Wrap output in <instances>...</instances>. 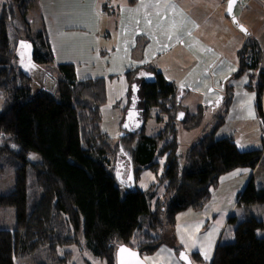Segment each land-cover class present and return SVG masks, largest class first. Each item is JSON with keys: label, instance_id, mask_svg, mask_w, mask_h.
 Masks as SVG:
<instances>
[{"label": "trees", "instance_id": "obj_1", "mask_svg": "<svg viewBox=\"0 0 264 264\" xmlns=\"http://www.w3.org/2000/svg\"><path fill=\"white\" fill-rule=\"evenodd\" d=\"M32 5L33 0H5L0 12V180L2 160L10 157L15 163L13 188L0 194V264H28L27 258L35 253L56 256L58 247L69 246L106 264H116L115 253L121 245L141 257L151 255L174 229L179 212L204 207L222 175L264 163V145L241 151L230 137L214 138L231 102L228 82L217 127L191 145L185 157L178 154V125L186 132L197 129L202 106L193 115L180 107L171 83H165V96L156 92L148 97L141 89L144 121L152 110L162 114L160 135L126 132L115 143L101 128L106 80L78 81L73 65H54L44 29L32 28L26 19ZM20 41L31 45L27 61L24 53L20 55ZM262 61L260 43L251 35L245 37L237 71L230 78L247 75L245 90L255 93L256 116L264 128ZM42 65L50 70L56 94L44 88L32 91L29 71ZM128 73L131 80L133 72ZM155 155L165 156L158 186L145 192L133 183L125 189L129 167L135 181L141 169L155 167ZM158 187L164 190L162 196ZM263 204L264 187L251 180L238 196L237 206ZM7 214H12L13 226L2 225ZM61 219L64 236L56 226ZM229 223L234 225L232 239L216 244L209 264H264L263 221L248 214L238 222L231 217ZM179 249L174 247L175 254ZM64 253L58 260L67 263L70 255ZM189 258L191 264H206L198 254Z\"/></svg>", "mask_w": 264, "mask_h": 264}, {"label": "crops", "instance_id": "obj_2", "mask_svg": "<svg viewBox=\"0 0 264 264\" xmlns=\"http://www.w3.org/2000/svg\"><path fill=\"white\" fill-rule=\"evenodd\" d=\"M36 1L41 17L37 15L35 29H44L54 65H73L78 81L106 80L102 112L118 104L122 112L130 103L131 84L152 80L155 83L144 87L146 96H155L156 92L165 96V83H171L189 112L200 105L208 108L207 116H214L221 108L224 84L228 82L232 98L218 130L225 125L229 129L236 126L230 132L243 130L248 137L242 151L263 147L264 130L256 116L255 94L245 90L247 75L228 79L237 71L238 52L245 42L244 35L226 16L228 0ZM241 2L239 7L243 8L246 0ZM237 14L234 12L237 20L260 43L264 31L261 15ZM128 72H133L131 80ZM126 116L127 120L122 119L124 132L130 119L129 114ZM226 137L237 143L234 133ZM257 175L261 176L259 181ZM262 175L264 163L222 175L201 210L186 209L177 216L163 244L144 258L146 264H183L174 252L175 246L198 254L209 264L216 244L232 239L234 225L229 219L234 217L238 222L251 214L252 207L237 206L238 196L251 180L258 187L264 185Z\"/></svg>", "mask_w": 264, "mask_h": 264}, {"label": "rangeland", "instance_id": "obj_3", "mask_svg": "<svg viewBox=\"0 0 264 264\" xmlns=\"http://www.w3.org/2000/svg\"><path fill=\"white\" fill-rule=\"evenodd\" d=\"M4 1L5 0H0V9H1L2 4H3ZM26 1H28V0H26ZM228 1H227V4H228ZM33 2L35 3V5H32V6L27 8L26 19L30 23L32 28L35 29L37 15L39 17H41V15H40L41 12L38 9V5L36 3L37 1L33 0ZM239 3L242 4L241 0H237V3H236L235 8H234L235 15L238 16L237 12L239 13L240 16H241V14L242 15H250L252 13H254V14L257 13V16L259 17V15H261L260 17H262V19L264 21V0H246V2H245L246 4H244V2H243V4H244L242 6L243 8L239 7V5H240ZM247 8H248V11L245 10ZM243 18H244V16H243ZM107 29L110 30V27L107 28ZM261 36H263V37L260 38V45H261V49L263 51L262 65L264 66V31L261 32ZM257 38H255V40H257V42L259 43ZM22 53L23 52H21L20 55H22ZM23 58H21V60H23ZM23 63H25V65H26V61H23ZM29 73H30V75L32 76V79H33V81L31 82L32 91H37L38 89L44 88L47 91H49L50 93L56 94L55 82H54V79H53L52 75L50 74V70L47 67H45L44 65L39 66V67H34V68L31 67ZM228 79L232 80L230 77ZM226 81H228V80H226ZM152 83H155V82H152V80H150V81L142 82L139 85L131 84V91H130L131 94H128V97L131 98L132 95H134V97H135L136 94H137V97H138L140 95V88L144 89L145 86L150 85ZM226 84H227V82L224 84V90L222 92L223 94L225 93L224 91H225V85ZM141 85H143V86H141ZM229 86L231 87V85H229ZM248 92L252 93V94H255L254 92H250V91H248ZM138 102H140V99H139ZM176 102H178L180 107H184V108L189 110V108L185 105L186 104L185 101L180 102V100H178V98H177ZM2 106L3 105H2V103L0 101V110L2 109ZM108 106L109 105H107V107ZM121 106L122 105L118 104L112 110H110V109L108 110V108H107L105 112L104 111L102 112L101 128L109 137H111L115 141V143L118 142V140H120L121 136L126 135L125 134L126 132L127 133L143 132L145 135H148V136H151V137L160 135L161 131H159V129L162 127V125H163V128H164V124H163L164 119H162V117H161L162 114L161 113L158 114V111H156V110H152L150 112L151 115L147 118V120L145 121L144 125L136 126L135 128H132L131 131L124 132L123 131L122 119H125L126 117H128V116H126L127 115L126 113L131 111V108H130V105H129V106H127L126 109H124L121 112L119 110ZM229 107H230V104H229ZM207 109L208 108H206V106H203L201 108L202 113H203V118H202V121L200 122L201 125L197 129H195V130H193L191 132H189V131L186 132L183 128H181L180 125H178V130H177L178 154L181 157H185V154H186V151L188 150V148L191 145H193L196 141H198L204 134H206L208 131H210V130H212V129L217 127V125H215L216 124V119H217V117H218V115L220 113L218 112V114H216L214 116H211V115L208 114V116H207L206 115L207 113H205L207 111ZM195 112H193V113L191 112L192 115L195 114ZM156 117H158V118L156 119ZM224 118H225V116H224ZM217 124H219V123H217ZM221 125H222V123L217 127V130L214 133V135H215L214 138L215 139H219V138H222V137H226V135H228L229 133H234L236 135L237 147H238V149L241 150L242 147H243V143L244 142H245L244 144L247 143L246 139H247L248 136L245 134V132L243 130H241V129H238L235 132H230V131H233L234 129H237V128H235L236 127L235 125H231L230 126L232 129H229L228 125H225V126L221 127L218 130V128ZM263 130H264V128H263ZM230 138H232V137H230ZM232 140L234 141L233 138H232ZM167 142H169V140ZM159 146L162 147L163 143H159ZM121 154L124 155V152H121ZM153 163L156 164L155 167H153V168H149V167L143 168V169H141L138 172L137 177H135L136 178L135 187L138 190L147 192L149 190V188H151L152 186H154V185L158 186V182L160 180V176H161V173H162V170H163V165L165 163V156L164 155L163 156L162 155H155L154 158H153ZM14 165H15V163H13L11 161L10 157L4 158L2 160V167L4 169V173H3L4 177L1 178V180H0V194L7 193L9 190H11L13 188V184H14ZM260 177L261 176L257 175V181H259ZM263 177L264 176L262 175V178ZM128 180H129V182H128L129 185L128 186H129V189H130L133 186V183L130 182L129 178H128ZM30 182L31 181L29 180V184H30ZM117 184L119 185L118 181H117ZM128 186H126L124 188L127 189ZM262 187H264V185H262ZM124 188L122 189L123 192L125 190ZM214 190H212L211 195H212ZM157 191L159 193L158 195L162 196V193L164 191L163 188L162 187H158ZM251 207H252V209L250 211L251 214H249V212H248L246 215H248V214L249 215H253V216L257 217V219L262 220L263 223H264V204L263 205H254V206H251ZM239 208L249 209V207L248 208L239 207ZM183 211H185V210H183ZM183 211L179 212L177 214V216L180 213H182ZM177 216H176V223H177ZM3 219H4V224H2L3 226H5V227L13 226L14 218H13L12 214H7V216H5V218H3ZM242 219H240V221ZM56 226H57L58 232L62 236H64L63 234H65V232H66V226H65L64 220L61 219V220L57 221L56 222ZM167 234H168V232H167ZM167 234L165 236H167ZM260 234L262 236H264V229L262 231H260ZM169 236H170V234H169ZM81 242L82 243L84 242L83 237H81ZM66 251H68V254L70 255V260L67 263L66 262H62L61 260H58L60 257H64L65 256L64 252H66ZM181 251H183L188 256L192 255V254L187 253L184 248H181L176 253L178 259H179V253ZM56 253H57L56 256L49 255V254H47V253H45L43 251H41L40 253H35L30 258H27V263L28 264H40V263L41 264L42 263L43 264H106L103 260L95 258L94 256H92L90 253H88L85 250L80 252V250L77 247H75V246H69V247H66V248H59L58 247L56 249ZM146 256L147 255H143L142 258L144 259ZM20 264H24V263L22 262Z\"/></svg>", "mask_w": 264, "mask_h": 264}, {"label": "water", "instance_id": "obj_4", "mask_svg": "<svg viewBox=\"0 0 264 264\" xmlns=\"http://www.w3.org/2000/svg\"><path fill=\"white\" fill-rule=\"evenodd\" d=\"M229 3H230V0L228 1L227 8H226L227 17L230 19L232 25L247 38L250 35V31L243 24H240L237 18L234 16V8L237 3V0H232L231 11H229ZM18 45L22 46V52L25 55H31L32 48L30 44L20 41ZM22 57L23 56H20V59ZM129 179H130V182L133 183L130 177ZM127 188L129 189V186ZM122 248L127 249L128 251L121 252ZM130 253H135V256L130 255ZM182 256L186 257L187 259H182L181 258ZM179 259L184 264H191L189 256L185 254L184 252L180 253ZM115 260H116V264H146L145 260L140 256L138 251L132 250L126 247L125 245H121L117 248L116 253H115Z\"/></svg>", "mask_w": 264, "mask_h": 264}, {"label": "flooded vegetation", "instance_id": "obj_5", "mask_svg": "<svg viewBox=\"0 0 264 264\" xmlns=\"http://www.w3.org/2000/svg\"><path fill=\"white\" fill-rule=\"evenodd\" d=\"M24 56H25L24 59L27 61V59L29 58V55L24 54ZM140 97L141 95L137 97V94H136L135 97L134 95H132L131 98H129L128 100V102H130L128 103V106L130 105L131 111L127 112V114H129V117H130L129 121L127 122V131H131L132 128H135L138 125V123L141 126L144 125L145 123L143 119L142 111L140 109L139 102H138Z\"/></svg>", "mask_w": 264, "mask_h": 264}, {"label": "snow or ice", "instance_id": "obj_6", "mask_svg": "<svg viewBox=\"0 0 264 264\" xmlns=\"http://www.w3.org/2000/svg\"><path fill=\"white\" fill-rule=\"evenodd\" d=\"M231 7H232V0H230V3H229V11H231ZM243 30V29H242ZM128 250L127 249H124V248H122L121 249V252H127ZM130 255H132V256H135V253H130ZM182 259H187L186 257H184V256H182L181 257ZM207 258V257H206Z\"/></svg>", "mask_w": 264, "mask_h": 264}, {"label": "bare ground", "instance_id": "obj_7", "mask_svg": "<svg viewBox=\"0 0 264 264\" xmlns=\"http://www.w3.org/2000/svg\"><path fill=\"white\" fill-rule=\"evenodd\" d=\"M141 86H143V85H141ZM139 90V89H138ZM144 90V89H143ZM140 91H141V88H140ZM140 94H141V92H140ZM163 127V126H162ZM191 132V131H190ZM129 177L131 178V180H132V182L135 184V181H134V179H133V170H132V168H131V166L129 167Z\"/></svg>", "mask_w": 264, "mask_h": 264}]
</instances>
